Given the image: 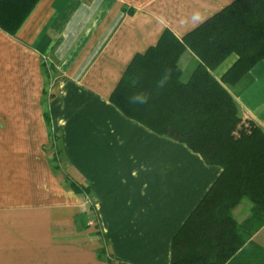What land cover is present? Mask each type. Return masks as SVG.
<instances>
[{"label": "crops", "instance_id": "obj_1", "mask_svg": "<svg viewBox=\"0 0 264 264\" xmlns=\"http://www.w3.org/2000/svg\"><path fill=\"white\" fill-rule=\"evenodd\" d=\"M233 1L39 0L15 35L0 28V264L172 263L174 236L222 169L110 98L165 30L182 39ZM199 64L190 48L179 58L186 79ZM228 89L264 129V58ZM225 264H264V224Z\"/></svg>", "mask_w": 264, "mask_h": 264}, {"label": "trees", "instance_id": "obj_2", "mask_svg": "<svg viewBox=\"0 0 264 264\" xmlns=\"http://www.w3.org/2000/svg\"><path fill=\"white\" fill-rule=\"evenodd\" d=\"M38 1L0 0V28L15 35ZM186 48L200 64L184 81L179 58ZM233 53L237 61L217 79L212 71ZM263 58L264 0H235L182 39L165 30L133 58L111 95L125 116L222 169L174 236L171 264H225L264 224V129L243 118L228 89ZM245 197L252 212L238 221L232 210Z\"/></svg>", "mask_w": 264, "mask_h": 264}, {"label": "rangeland", "instance_id": "obj_3", "mask_svg": "<svg viewBox=\"0 0 264 264\" xmlns=\"http://www.w3.org/2000/svg\"><path fill=\"white\" fill-rule=\"evenodd\" d=\"M182 78H183V80H188V79L185 78V76H182ZM50 135H51L50 145L54 148L55 145L57 146L58 137H57L56 135L52 134L51 132H50ZM53 142H54V143H53ZM52 143H53V144H52ZM56 146H55V151H53V152H57V154L54 153L55 156H53L52 159L57 158L58 160H62V153H58L59 150L56 148ZM53 148H50V147H49V149H50V153H52ZM56 149H57V150H56ZM60 157H61V158H60ZM58 164H59V166H61V165H62V162L60 163V162L58 161ZM61 167H62V166H61ZM65 182H66V181H65ZM66 186L68 187L67 183H66ZM91 200L94 202L93 199L89 198V202H90V203H91ZM251 207H252V202L250 201L249 198L245 197V198L241 201V203H240L238 206H236V208L233 210V215H234V217H235L236 219H239V220H243V219H245L246 217H248V216L250 215V213H251ZM93 215H94V214H93Z\"/></svg>", "mask_w": 264, "mask_h": 264}]
</instances>
